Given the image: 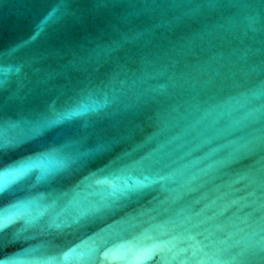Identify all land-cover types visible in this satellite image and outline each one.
I'll return each mask as SVG.
<instances>
[{
  "label": "water",
  "instance_id": "95a60500",
  "mask_svg": "<svg viewBox=\"0 0 264 264\" xmlns=\"http://www.w3.org/2000/svg\"><path fill=\"white\" fill-rule=\"evenodd\" d=\"M3 143L0 262L264 264V0H0Z\"/></svg>",
  "mask_w": 264,
  "mask_h": 264
},
{
  "label": "snow or ice",
  "instance_id": "6c2138e0",
  "mask_svg": "<svg viewBox=\"0 0 264 264\" xmlns=\"http://www.w3.org/2000/svg\"><path fill=\"white\" fill-rule=\"evenodd\" d=\"M87 109L84 107L80 108H69L64 113H58L55 117V119L49 120L45 125L38 127L35 129L34 134L39 135L41 134L47 127H51L57 124H60L66 120H70L73 117H76L81 114V112L86 111ZM7 143L0 144V148L7 147ZM65 166H70L67 163H61L57 168L53 169H47V168H41V171L39 175L37 176V180L40 182H46L49 177L62 170ZM39 167L38 164H36L32 158H29L27 160L20 161L14 165L9 166L8 168H5L0 175H2L5 178V182L8 180H15L17 178L23 177L25 174H30L35 168ZM103 183L109 184L110 187V193L108 200L105 201H98L95 206L87 207L83 210L80 216L76 218V220L82 221L84 218L95 216L101 212L107 211L108 207L112 206L114 204L115 200H123L128 197H131L134 193V191H138V182L137 185H128V184H121L118 181L114 180H105ZM11 218H6L2 223H0V228H3L6 230L8 228V223L10 222ZM30 223V222H29ZM198 223H192L191 227L195 228L198 226ZM56 227L60 228L62 225H49L48 227ZM261 248H264V241L259 242ZM148 258V252L145 251L142 254V259ZM0 264H8L7 261L0 262Z\"/></svg>",
  "mask_w": 264,
  "mask_h": 264
}]
</instances>
